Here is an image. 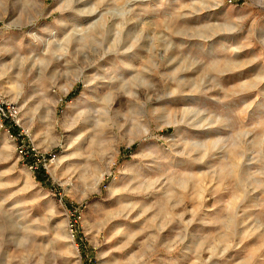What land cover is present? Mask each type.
I'll return each instance as SVG.
<instances>
[{"label": "rangeland", "instance_id": "rangeland-1", "mask_svg": "<svg viewBox=\"0 0 264 264\" xmlns=\"http://www.w3.org/2000/svg\"><path fill=\"white\" fill-rule=\"evenodd\" d=\"M0 95V264H264V0H0Z\"/></svg>", "mask_w": 264, "mask_h": 264}, {"label": "built area", "instance_id": "built-area-1", "mask_svg": "<svg viewBox=\"0 0 264 264\" xmlns=\"http://www.w3.org/2000/svg\"><path fill=\"white\" fill-rule=\"evenodd\" d=\"M19 115V111L15 104L6 101L0 95V120L5 123L13 122ZM11 133L10 129L8 131ZM12 136V135H11Z\"/></svg>", "mask_w": 264, "mask_h": 264}, {"label": "trees", "instance_id": "trees-1", "mask_svg": "<svg viewBox=\"0 0 264 264\" xmlns=\"http://www.w3.org/2000/svg\"><path fill=\"white\" fill-rule=\"evenodd\" d=\"M40 174H43V175H44V170H43L42 168L39 169V174H38V176H39L40 178H42V176H40Z\"/></svg>", "mask_w": 264, "mask_h": 264}, {"label": "bare ground", "instance_id": "bare-ground-1", "mask_svg": "<svg viewBox=\"0 0 264 264\" xmlns=\"http://www.w3.org/2000/svg\"><path fill=\"white\" fill-rule=\"evenodd\" d=\"M101 178H102V176H99V178H98V180L96 182L98 183L101 180Z\"/></svg>", "mask_w": 264, "mask_h": 264}]
</instances>
